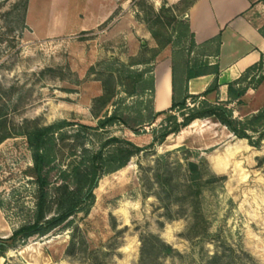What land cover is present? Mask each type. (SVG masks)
Masks as SVG:
<instances>
[{"label":"rangeland","instance_id":"374dc122","mask_svg":"<svg viewBox=\"0 0 264 264\" xmlns=\"http://www.w3.org/2000/svg\"><path fill=\"white\" fill-rule=\"evenodd\" d=\"M16 1L0 0V120L4 123L0 128L16 133L28 123L48 126L67 120L75 124L69 134H75L80 125L97 127L94 110L100 104L95 99L104 93L108 68L118 76L115 62L132 64L154 57L155 50L142 46V22L164 40L174 26L167 25L172 16L182 17L194 0L177 5L131 0L133 12L126 18L118 16L97 30L67 36L56 34L76 29L79 9L90 0H30L28 29L10 32L11 27L18 28L12 13ZM164 3L172 11L161 26L156 14ZM58 20L70 22L69 26L58 28ZM145 68L154 65L134 70ZM260 76L264 64L250 83L245 105H231L236 118L243 119L264 104V82L258 90L252 89ZM121 82L103 115L117 107L133 126L151 107V94L144 90L149 81ZM134 88L136 95L127 93ZM165 122L166 117L160 118L140 129V135L124 125L92 133L91 146L97 149L101 139L116 136L145 148ZM190 163L198 166L196 172ZM31 165L25 137L15 135L0 145V200L7 209L31 205L30 198L20 199L16 192L26 184L24 172ZM95 195L90 213L76 216L73 227L30 240L1 258L0 264H141L142 240L152 235L178 254L154 253L148 264H264V143L253 148L215 120H199L155 149H146L124 169L102 178ZM3 217L0 235H11L12 227Z\"/></svg>","mask_w":264,"mask_h":264},{"label":"trees","instance_id":"16d2710c","mask_svg":"<svg viewBox=\"0 0 264 264\" xmlns=\"http://www.w3.org/2000/svg\"><path fill=\"white\" fill-rule=\"evenodd\" d=\"M196 1L189 3L185 12ZM29 3L30 0H17L12 5V13L16 14L18 28L16 30V27H11L10 32H23L28 29ZM151 10L155 13L153 8ZM171 11L164 3L156 14L157 24L163 26V17H167ZM12 13L9 14L12 15ZM171 24H174L172 31L164 40H161L163 35H160L155 28L149 27L160 50L169 45L174 49L173 105L169 112L156 113L154 109L155 79L152 74L153 69L134 70L135 66H152L157 55L155 52L154 57L147 62L132 64L115 62L114 64L119 67L118 76L112 72V68H108L111 72L103 80L104 93L95 99V104H100V108L97 110L96 106V110H94V117L98 120V125L95 128L80 125L81 130L75 134H69V129L73 128L75 124L62 120L48 126H30L28 123L25 130L10 133L6 128L1 130L4 128V123L0 120V145L15 135L23 136L27 140L32 158V165L24 172L27 182L16 190L20 199L30 198L31 205L22 206L17 210H9L0 200V210L12 227V234L9 237L0 236V259L5 258L11 250L25 245L32 239L47 238L56 232L73 227L76 216L79 214L88 215L93 208L96 201L95 190L102 178L124 169L134 157L146 149H155L164 144L170 136L179 134L197 120H215L227 128L237 139L246 140L253 148L262 147L264 143V104L253 114L243 119L234 116V109L231 108V105H245V98L251 88L250 83L263 69L264 56L258 64L249 68L237 81L229 84V100L227 102L217 100L216 103H211L208 97L219 92L218 80L201 95L188 93V81L205 75L206 70L193 72L189 62L184 61L186 52L197 47L189 23L182 17L173 15L167 25ZM11 39L15 40L16 38L11 37ZM143 48L147 49V46L145 45ZM177 59L180 62L175 63ZM91 70L95 71V68L92 67ZM179 70L181 72L180 79L177 76ZM212 71L219 74L218 69H212ZM123 79L134 80L135 83L149 81V87L144 90L151 94V107H148L147 115L140 114L139 118L133 121V126L124 110L117 107L113 113L106 112L103 115V111L113 104L116 97L115 89ZM263 82L264 76H260L258 84L252 89L258 90ZM127 93L136 95V88ZM189 103L193 107H190ZM162 117H166L165 124L160 130H154L153 141L145 148L128 139L116 136L101 139L97 149L91 146L92 133H106L112 127L124 125L135 134L140 135V129L152 126ZM179 117H181V121ZM194 176H197V173ZM221 180H225V178ZM16 203L19 204L20 200ZM11 220L17 221L15 225ZM154 253L162 256L178 254L171 245L152 235L142 240L141 264H148L151 254ZM217 258L215 256V259Z\"/></svg>","mask_w":264,"mask_h":264},{"label":"crops","instance_id":"0c3cea01","mask_svg":"<svg viewBox=\"0 0 264 264\" xmlns=\"http://www.w3.org/2000/svg\"><path fill=\"white\" fill-rule=\"evenodd\" d=\"M166 1L172 5L181 2ZM84 4L78 12L77 28L56 35L94 31L133 12L131 0H90ZM182 19L189 23L197 45L186 52L184 61L189 62L193 72L206 70L205 75L188 81V93L201 95L218 80L219 92L211 94L208 100L211 103L217 100L227 102L229 84L258 64L264 55V0H197ZM69 23L58 20L56 26L65 28ZM143 24L142 37L145 40L142 46L146 45L157 53L152 73L155 79L154 109L156 113L169 112L173 105L174 49L169 45L160 50L149 27L145 28ZM212 69H218L219 74L213 73ZM177 76L181 78L180 70ZM0 218L4 223L1 210Z\"/></svg>","mask_w":264,"mask_h":264},{"label":"water","instance_id":"95a60500","mask_svg":"<svg viewBox=\"0 0 264 264\" xmlns=\"http://www.w3.org/2000/svg\"><path fill=\"white\" fill-rule=\"evenodd\" d=\"M190 168L192 172H196L198 170V166L194 163H190Z\"/></svg>","mask_w":264,"mask_h":264},{"label":"bare ground","instance_id":"6f19581e","mask_svg":"<svg viewBox=\"0 0 264 264\" xmlns=\"http://www.w3.org/2000/svg\"><path fill=\"white\" fill-rule=\"evenodd\" d=\"M4 225H3V221L1 220V218H0V229L3 227ZM1 260V259H0Z\"/></svg>","mask_w":264,"mask_h":264}]
</instances>
